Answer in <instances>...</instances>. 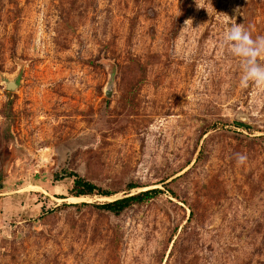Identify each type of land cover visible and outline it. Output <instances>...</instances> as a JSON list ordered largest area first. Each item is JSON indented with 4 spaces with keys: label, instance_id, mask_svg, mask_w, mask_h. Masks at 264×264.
<instances>
[{
    "label": "rangeland",
    "instance_id": "obj_1",
    "mask_svg": "<svg viewBox=\"0 0 264 264\" xmlns=\"http://www.w3.org/2000/svg\"><path fill=\"white\" fill-rule=\"evenodd\" d=\"M0 264H264V0H0Z\"/></svg>",
    "mask_w": 264,
    "mask_h": 264
},
{
    "label": "trees",
    "instance_id": "obj_2",
    "mask_svg": "<svg viewBox=\"0 0 264 264\" xmlns=\"http://www.w3.org/2000/svg\"><path fill=\"white\" fill-rule=\"evenodd\" d=\"M55 176L56 178L58 177V175H55ZM66 176L73 178L72 187L69 189V193L73 197H80V196L84 197V196L94 195V194H99L101 196H110L113 194L107 190H102L96 184L82 177L78 173L67 172ZM127 186H128L127 187L128 189H132L135 187V185H133L132 183L128 184ZM161 192H162V189L160 188L146 189V190L134 193V194H127L123 197L114 199L112 201L95 204V207L99 210L108 211L112 214L118 215L123 210L128 208L129 206L135 203L143 202L144 200L152 198ZM169 192L172 193L171 190H169Z\"/></svg>",
    "mask_w": 264,
    "mask_h": 264
},
{
    "label": "water",
    "instance_id": "obj_3",
    "mask_svg": "<svg viewBox=\"0 0 264 264\" xmlns=\"http://www.w3.org/2000/svg\"><path fill=\"white\" fill-rule=\"evenodd\" d=\"M4 83L7 89H14L18 85V80L17 78L5 79ZM112 91H113V83L112 80H110L104 88V93L106 96H111Z\"/></svg>",
    "mask_w": 264,
    "mask_h": 264
},
{
    "label": "bare ground",
    "instance_id": "obj_4",
    "mask_svg": "<svg viewBox=\"0 0 264 264\" xmlns=\"http://www.w3.org/2000/svg\"><path fill=\"white\" fill-rule=\"evenodd\" d=\"M71 200H72V198H71Z\"/></svg>",
    "mask_w": 264,
    "mask_h": 264
}]
</instances>
